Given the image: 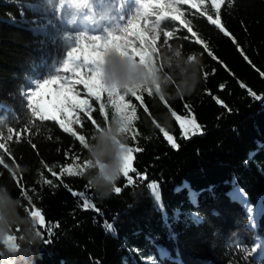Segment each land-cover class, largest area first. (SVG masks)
<instances>
[{
  "label": "trees",
  "instance_id": "obj_1",
  "mask_svg": "<svg viewBox=\"0 0 264 264\" xmlns=\"http://www.w3.org/2000/svg\"><path fill=\"white\" fill-rule=\"evenodd\" d=\"M128 1L124 19L137 4ZM63 3L0 0V140L8 128L13 136L2 141L11 155L0 150L7 164L0 166V201L18 217L8 233L16 251L0 239V264H264V256L254 252L257 239L264 247V0H224L221 21L231 35L184 5L208 50L179 22H162L176 35L167 46L161 36L153 49L156 75L178 81L186 74L181 68L191 71L187 59L195 53L198 83L191 94H178L166 84L161 95L157 83L152 93L142 94L143 103L126 98L137 111L132 127L121 132L122 144L143 149L133 153V166L147 180L133 175L135 184L125 186L121 174L116 187L122 191L103 199L86 170L95 172L102 163H94L89 153L98 135L112 126L111 109L107 122L94 113L99 131L89 122L74 125L88 139L84 149L57 122L32 121L26 106L27 91L49 74L59 53L53 24L59 28L55 16ZM176 114L195 118L203 134L182 138ZM166 131L179 149L167 142ZM75 155L89 161L83 176H61ZM152 182L156 186L149 188ZM63 184L85 192L100 211L84 210V197ZM33 206L41 209L45 226L34 218L38 213H30ZM258 207L252 225L249 210Z\"/></svg>",
  "mask_w": 264,
  "mask_h": 264
},
{
  "label": "snow or ice",
  "instance_id": "obj_2",
  "mask_svg": "<svg viewBox=\"0 0 264 264\" xmlns=\"http://www.w3.org/2000/svg\"><path fill=\"white\" fill-rule=\"evenodd\" d=\"M224 0H211V10L209 11L208 0H140L137 12L132 15L126 25L119 32H109L106 36L78 34L71 39L66 53L56 73L47 75L34 81V87L26 93L27 109L30 111L32 121H52L57 122L59 128L73 136L76 141L84 149H88L89 142L85 134H81L74 125L83 128L85 122H89L94 126L95 131L101 129V122L94 117L95 112H99L103 121L109 120V109L111 112H119L123 108H127L130 112H136V105L127 97L134 98L136 101L143 103L142 95L135 93L126 95L120 93L116 88H109L103 82V65L108 52L115 50L121 56H127L139 62H145L153 49H158V41L165 46L176 35L173 30H164L162 22L171 20L179 22L183 29L187 30L195 42L202 45L208 50L209 45L202 39L196 31H194L192 21L187 19L188 12L184 9V5L190 6L191 10H195L200 15L206 17L207 21L216 26L225 35H231L225 25L221 21V4ZM209 55L214 54L209 50ZM83 86L81 91L78 86ZM221 90L224 85H221ZM93 101L96 102L94 106ZM187 108V106H185ZM225 107H227L225 105ZM176 113V112H175ZM175 120L179 123L182 138H188L189 133L192 135H202V125L198 124L196 119H188L180 115H174ZM34 126V125H33ZM9 135L0 140V150L3 153L11 155V150L6 146L3 140H12V129L8 128ZM167 142L171 147L179 149L180 145L169 131L163 133ZM16 140L19 141L20 134L16 133ZM94 139V137H92ZM35 148V145H32ZM142 148L128 146L127 152L122 157L121 174L126 178V185L135 184L133 175L139 179L147 180L146 175L133 166L134 152H141ZM4 155L0 156V166L7 168L4 162ZM89 161L81 155H75L67 166L61 169V176H83ZM48 171L57 176V173L48 168ZM47 184L52 185V180H47ZM63 186L71 190L74 196L84 197L83 209H94L97 212L95 203L91 202L85 192L75 191L67 184ZM156 182L148 185L154 188ZM121 187H115L114 192L119 194ZM27 196L28 193L24 192ZM30 213H38L34 216L39 220L38 225L45 226V216L39 207H34ZM58 227V224H57ZM111 228V225H109ZM51 234V230L47 229ZM50 239L46 240L49 242Z\"/></svg>",
  "mask_w": 264,
  "mask_h": 264
},
{
  "label": "clouds",
  "instance_id": "obj_3",
  "mask_svg": "<svg viewBox=\"0 0 264 264\" xmlns=\"http://www.w3.org/2000/svg\"><path fill=\"white\" fill-rule=\"evenodd\" d=\"M199 63V59L193 53L187 59L191 71L189 72L187 68H181V73L186 74L182 75V78L178 81H173L170 76L164 78L158 75L148 76L143 65L137 64L133 71L130 69L126 57L109 52L103 65V82L109 88L114 87L121 90H128L131 87L141 85L154 86L160 83L161 89L158 91L161 95L164 94L163 86L172 84L176 87L178 94H191L198 83L196 65ZM120 123L119 118L113 117L112 126L105 128L103 133L98 135V143L89 153L94 163L99 160L104 165L102 168L97 167L95 172H92L91 169L86 170V178L101 199L112 195L116 187V181L121 176L122 161L119 153L122 151L120 144L124 141L120 131ZM17 221L18 217L14 208L8 207L3 201H0V239L9 233L11 225ZM32 226L35 227V221H32ZM10 251L15 252L16 249H10Z\"/></svg>",
  "mask_w": 264,
  "mask_h": 264
},
{
  "label": "rangeland",
  "instance_id": "obj_4",
  "mask_svg": "<svg viewBox=\"0 0 264 264\" xmlns=\"http://www.w3.org/2000/svg\"><path fill=\"white\" fill-rule=\"evenodd\" d=\"M126 1L127 0H85L84 3H81V0H64L63 7L57 10L55 16L56 20L58 21L59 28L54 26L55 24L50 22L51 24H53V28L58 30V38L61 45L59 53L55 57L51 67V71L48 75H53L56 73L60 62L62 61L64 54L66 53L67 47L69 46V41L67 39H71L74 43V38L78 34L106 36L109 32L121 31L128 20L124 19L122 16L123 11L125 10ZM136 2L137 4L134 7L131 16L134 15L139 8L140 0H136ZM110 52L118 54L115 50H112ZM122 57L127 58L131 70L134 71L136 65L139 64L145 67L148 76L156 75L157 67L153 59V52L148 56L145 62H139L127 56ZM153 87L154 86L151 85H141L137 87H131L128 90L133 94L140 93L142 95L144 93H152L154 91ZM116 89L120 93L124 94V92H121L119 88ZM113 113L114 117L119 118V120L121 121V132L132 127L134 112L128 111L125 107L119 112L113 111ZM189 134H191V132ZM120 148L122 149V151L119 153V155L122 161V157L124 156V153L127 152L128 146L121 143ZM124 149H126V151H124ZM98 164L100 168L104 166L103 163L98 162ZM259 211L260 207H258L254 211L249 210V213L252 216V225L255 224ZM1 240L6 243L9 249H16L11 235H5ZM254 252L257 255L264 256V247L260 238L257 239Z\"/></svg>",
  "mask_w": 264,
  "mask_h": 264
}]
</instances>
